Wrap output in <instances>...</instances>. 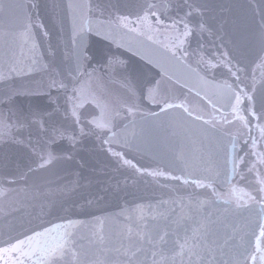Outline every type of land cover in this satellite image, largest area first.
Segmentation results:
<instances>
[{"label":"snow or ice","instance_id":"obj_1","mask_svg":"<svg viewBox=\"0 0 264 264\" xmlns=\"http://www.w3.org/2000/svg\"><path fill=\"white\" fill-rule=\"evenodd\" d=\"M79 7L66 53L67 73L34 60V67L46 79L0 93V109L8 105L7 111L0 110V143L11 141L29 150L32 164L43 161L38 168H25L17 162L15 170L9 171L10 163L0 153V185L8 186L0 189V195L6 191L22 194L26 200L37 199L39 189L30 183L32 177L37 171H47L53 161L74 160L85 137L95 138L106 155L116 158L117 171L122 164L135 173L174 181L192 192L187 193V199L183 195L178 200L158 199L148 208L159 210L147 215L143 209L121 208L117 214L125 222L121 243L108 248L104 219L91 209L123 189L118 181L115 186L98 182L105 186L94 199L86 200L78 213L91 216L94 224L101 226L99 231L92 228L86 237L88 245L70 230L77 221L65 216L60 219L66 223H40L0 241V264H223L217 256L225 247L231 253L227 264H264V7L254 8L258 20L233 21L230 29L209 21L205 0H143L134 15L121 14L115 4L109 5L111 10L106 13L91 0ZM3 8L4 0H0V10ZM28 8L20 35L31 40L33 28L46 26L38 22L39 0ZM128 34L146 42L126 41ZM92 35L106 42L98 54L91 52L87 42ZM256 40L258 47L253 44ZM125 47L144 62L140 70L129 68L121 51ZM17 72L13 66L8 75ZM117 75L123 95L114 103L106 102L98 89ZM0 79L6 82L7 78L0 73ZM211 88L221 89L223 95L210 94ZM20 96L44 97L48 105L33 102L18 106ZM190 97L198 98L207 110L193 104ZM145 103L154 104L159 112L144 110ZM161 113H177L188 133L211 142L212 167L200 168L197 160L203 163L202 157L189 162L182 153L174 155L163 170L159 166L149 170L134 162L135 157L128 158L130 152L141 154L143 149L116 130L120 123L137 115L159 119ZM57 115H62L65 123L57 124ZM65 140L71 151L55 155L53 146ZM80 187L79 181L69 182L64 191L75 193ZM56 210L53 205L48 214ZM79 223L87 226L85 221ZM220 228L230 229L223 244L218 242ZM93 246L99 255L92 251Z\"/></svg>","mask_w":264,"mask_h":264},{"label":"water","instance_id":"obj_2","mask_svg":"<svg viewBox=\"0 0 264 264\" xmlns=\"http://www.w3.org/2000/svg\"><path fill=\"white\" fill-rule=\"evenodd\" d=\"M36 0H4V8L0 10V73L6 77V82L0 79V93L7 89L19 87L21 85H33L41 78L46 79L44 73L34 67L33 61H41L44 64H51L57 72L67 73L70 64L66 58V53L70 51L71 38L73 35L74 13L76 17L80 14V5L88 4L89 0H39V21L46 27L33 28V38L28 40L20 35L26 23V13L28 5ZM94 5H98L106 13L110 11L109 5L115 4L119 7L121 14H135L143 0H91ZM210 11L207 13L209 21L217 26L225 24L226 28H231L233 21L240 23H251L258 16H254V8L264 7V0H205ZM74 5L69 9L68 5ZM35 14L36 10H32ZM198 19V18H196ZM48 31L49 35L44 36L43 32ZM124 39L131 41L146 42L143 37H137L134 34H128ZM163 39V37H161ZM91 45V52L98 54L105 47L106 42H101L98 37L92 35L87 41ZM258 40L253 44L258 47ZM33 44L36 45L33 48ZM51 46V50H50ZM196 41L192 42V47H196ZM115 47V46H113ZM121 51L125 52V57L130 69L140 70L143 67V61L139 55H133L131 51H126V47ZM251 58V57H250ZM16 67L17 73L8 75L10 67ZM256 86L260 85V71L256 72ZM102 98L106 102L114 103L117 98L123 95L124 89L120 83V77L114 76L113 79L106 81L99 89ZM210 94H215L217 98L223 95V91L217 88L208 90ZM193 104L199 105L201 110L206 111V107L198 98L190 97ZM33 102L46 107L48 101L44 97H26L17 98L18 106H25ZM8 105H3L2 109L7 111ZM144 110L159 112L154 104L144 105ZM88 111H92L91 108ZM57 124L65 123L63 116L55 117ZM122 133L129 141L141 145L143 152L138 154L135 151L129 153L128 158L134 159L140 166L154 170L158 166L161 170L175 155L177 157L182 153L189 162L194 157H202L203 163L197 160L198 167H212L213 147L208 139L199 135H192L183 128L177 120V113L168 115L160 114L159 119L141 118L137 115L135 118L128 117L120 127L116 129ZM33 139L36 132L32 130ZM28 133L25 131V137ZM106 147V146H105ZM55 155H63L71 151L68 142L61 141L54 145ZM117 150H120L119 148ZM0 153L7 157L10 163L9 171L15 170V164L19 162L25 168L31 165L38 168V161L32 164V154L29 150L19 145L5 141L0 143ZM43 155V153H41ZM47 159V157H45ZM87 164L81 168L79 165ZM47 171H37L32 177L30 183L38 186L36 191L37 199L30 197L26 200L24 196L15 193L9 194L6 191L0 195V241L8 239L10 236H16L19 233L35 227L40 223H66L61 217H69L77 221L70 229L76 233V239L84 245H88L86 237L91 235L92 228L97 231L100 225H95L91 216H81V206L86 200L94 199L100 187L104 184L98 182L107 181L115 186L117 181L120 188L123 189L118 195H109L107 199L98 207L91 211L95 216L104 219L103 235L106 238L108 248L119 247L121 243L120 233L123 230V218H117L121 208L129 210L143 209L145 214L153 213L159 209L148 208L149 204L156 205L158 199H179L184 196L187 199V193L192 192L191 188L185 191L186 186L178 185L174 181H165L163 178H153L148 175L135 173L133 169L127 166L119 165L117 171V162L115 157H110L101 149L100 144L93 137H85L74 160L53 161L47 165ZM176 174H179L177 171ZM79 181L81 187L75 193L64 191L69 182ZM8 186L0 185V189H6ZM42 190V191H41ZM47 196L48 199L43 197ZM204 200V197H200ZM53 205L56 211L51 215L48 212ZM42 207L44 211H41ZM209 212H215L212 207H207ZM231 219V218H229ZM79 221H85L87 226L82 227ZM230 231L220 228L219 240L223 244L225 232ZM82 237L85 239L81 240ZM125 245L127 240H124ZM92 251L99 255L95 246ZM231 257L229 247H225L223 254H218L217 258L223 264H227Z\"/></svg>","mask_w":264,"mask_h":264}]
</instances>
